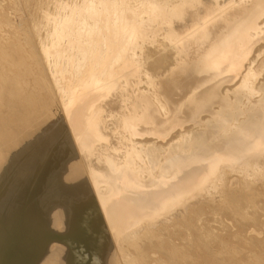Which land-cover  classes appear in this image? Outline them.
I'll use <instances>...</instances> for the list:
<instances>
[{
	"label": "bare ground",
	"instance_id": "obj_1",
	"mask_svg": "<svg viewBox=\"0 0 264 264\" xmlns=\"http://www.w3.org/2000/svg\"><path fill=\"white\" fill-rule=\"evenodd\" d=\"M43 3L0 68V264H264V0Z\"/></svg>",
	"mask_w": 264,
	"mask_h": 264
},
{
	"label": "rangeland",
	"instance_id": "obj_2",
	"mask_svg": "<svg viewBox=\"0 0 264 264\" xmlns=\"http://www.w3.org/2000/svg\"><path fill=\"white\" fill-rule=\"evenodd\" d=\"M43 0H0V68L2 62L7 60L6 66L11 70H19L20 59L23 58L27 64H33L30 58L31 44L33 49L39 54L41 45L35 40V29L33 19L36 16L43 17V11L39 8ZM41 7V6H40ZM52 8V6H50ZM39 19V17H38ZM42 19V18H40ZM43 20V19H42ZM46 22V20H45ZM46 24V23H45ZM51 24L44 25L45 35L50 37ZM47 38V39H48ZM50 40V39H49ZM47 40L46 44H49ZM10 43L18 44L17 47H10ZM15 61L16 65L13 64ZM260 77V76H259ZM73 146L70 150L72 160L77 158L78 150Z\"/></svg>",
	"mask_w": 264,
	"mask_h": 264
}]
</instances>
